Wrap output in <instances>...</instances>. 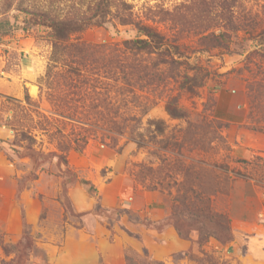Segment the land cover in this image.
I'll use <instances>...</instances> for the list:
<instances>
[{
	"label": "rangeland",
	"instance_id": "rangeland-1",
	"mask_svg": "<svg viewBox=\"0 0 264 264\" xmlns=\"http://www.w3.org/2000/svg\"><path fill=\"white\" fill-rule=\"evenodd\" d=\"M142 26L160 48L133 46ZM0 36L2 242L28 231L46 264H264V0H0ZM195 184L229 241L176 205Z\"/></svg>",
	"mask_w": 264,
	"mask_h": 264
},
{
	"label": "trees",
	"instance_id": "trees-1",
	"mask_svg": "<svg viewBox=\"0 0 264 264\" xmlns=\"http://www.w3.org/2000/svg\"><path fill=\"white\" fill-rule=\"evenodd\" d=\"M59 29H60V26L56 27V32H58ZM139 29L141 32H143L148 37V39L147 40H137V41L132 42L134 47L136 46L137 48L143 49V50H146V49L153 50L154 49L153 46L155 45L160 48L162 44V38L158 34L154 33L151 30V28H148L145 26H142ZM190 81L196 83L194 79H190ZM171 108H172L171 105L167 107V111L170 116L175 117V118L184 117V113L175 112L176 110H172ZM195 185L196 187H194L193 185L191 188L189 187L188 189H185L183 191L184 193L179 197L180 200L177 201L176 205L184 204L183 206H185L188 204L192 209L197 210L196 212L198 213V215H196L197 220L195 222L198 224H195L194 227L199 225V229L197 228L195 230L199 232L200 235L202 234L203 228H210L216 231L215 234L219 238L224 239L225 241H229L232 238L230 219H228L223 214L214 213L211 207H209L208 205L207 207L203 208L204 210L200 211L198 203H200V201L201 200L203 201L204 199L201 195L202 191H201L199 184H195ZM174 215H175V212H174ZM173 222L175 223V227L181 230L180 221L173 218ZM25 233L26 234L24 236V240L20 241L18 244H13V243L5 244L4 242H2V237L0 236V249L2 250L3 254L6 257L13 256L9 260H2L0 258V264H28L27 262L29 261V258H28V254H26L28 250L34 253V256L36 258H39L44 264L47 263V256L37 246H34L32 242V237L29 234V232L26 231ZM201 242L202 240H200V243ZM127 261H128V264H135V261H133L132 258L130 257L127 258Z\"/></svg>",
	"mask_w": 264,
	"mask_h": 264
},
{
	"label": "built area",
	"instance_id": "built-area-1",
	"mask_svg": "<svg viewBox=\"0 0 264 264\" xmlns=\"http://www.w3.org/2000/svg\"><path fill=\"white\" fill-rule=\"evenodd\" d=\"M3 57L4 56L0 53V61H2Z\"/></svg>",
	"mask_w": 264,
	"mask_h": 264
},
{
	"label": "bare ground",
	"instance_id": "bare-ground-1",
	"mask_svg": "<svg viewBox=\"0 0 264 264\" xmlns=\"http://www.w3.org/2000/svg\"><path fill=\"white\" fill-rule=\"evenodd\" d=\"M32 93L35 94V89H33V92Z\"/></svg>",
	"mask_w": 264,
	"mask_h": 264
}]
</instances>
